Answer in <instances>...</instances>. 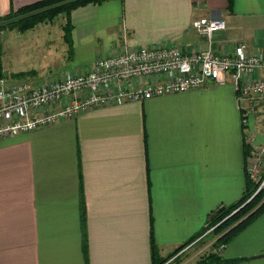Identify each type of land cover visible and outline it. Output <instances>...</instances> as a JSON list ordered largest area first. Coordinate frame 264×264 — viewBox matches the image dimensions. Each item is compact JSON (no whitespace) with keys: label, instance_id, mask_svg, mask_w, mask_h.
I'll return each mask as SVG.
<instances>
[{"label":"crops","instance_id":"obj_1","mask_svg":"<svg viewBox=\"0 0 264 264\" xmlns=\"http://www.w3.org/2000/svg\"><path fill=\"white\" fill-rule=\"evenodd\" d=\"M37 1L0 0V16ZM200 17L225 23L212 50L264 51V0H103L70 11L61 64L86 71L121 41L206 48L191 26ZM225 83L0 137V264H151L150 235L156 260L202 229L244 191L243 143L245 163L264 166V137ZM218 254L264 264V210Z\"/></svg>","mask_w":264,"mask_h":264},{"label":"built area","instance_id":"obj_2","mask_svg":"<svg viewBox=\"0 0 264 264\" xmlns=\"http://www.w3.org/2000/svg\"><path fill=\"white\" fill-rule=\"evenodd\" d=\"M191 26L208 47L186 49L177 44L145 47L121 41L112 53L95 59L86 71L70 69L56 77L12 82L0 77V137L71 119L90 108L182 93L207 84H224L227 78L233 84L246 122L264 97V76H253L256 70H264V51H248L240 44L231 52H216L210 47L212 33L224 29V21L200 17L192 20ZM260 162L257 156L245 165L251 179H255ZM263 182L264 179L260 185ZM191 244L166 262L173 261Z\"/></svg>","mask_w":264,"mask_h":264},{"label":"trees","instance_id":"obj_3","mask_svg":"<svg viewBox=\"0 0 264 264\" xmlns=\"http://www.w3.org/2000/svg\"><path fill=\"white\" fill-rule=\"evenodd\" d=\"M103 0H40L22 6L10 13L0 16V31L8 27L18 31H24L35 24L50 21L57 14L63 13L65 22L62 26V41L69 47L70 29L69 13L72 9L88 4L98 3ZM229 3L230 0H227ZM2 45L0 39V77H5L1 66ZM31 72V71H27ZM25 72V73H27ZM24 72L16 73L12 76L20 77ZM251 155V147L248 143H243L244 167L246 159ZM245 171V169H244ZM257 179L252 180L245 171V188L241 196L232 204H229L218 213L208 217L206 224L198 232L190 236L183 243L178 245L167 257L155 260V245L150 235L151 264H164L171 256L176 254L190 243L202 241L204 232L211 228L213 236L210 248L207 252H202L194 261L195 264H228L235 259H224L218 254L219 247L227 243L236 235L247 223L264 210V166L256 172ZM177 260V257L174 258ZM174 260V261H175Z\"/></svg>","mask_w":264,"mask_h":264},{"label":"rangeland","instance_id":"obj_4","mask_svg":"<svg viewBox=\"0 0 264 264\" xmlns=\"http://www.w3.org/2000/svg\"><path fill=\"white\" fill-rule=\"evenodd\" d=\"M64 22V14L59 13L50 21L37 23L24 31H18L15 28L9 29L8 27L0 31L1 66L6 73L8 72L10 82L50 76L56 77L65 72L68 67L63 63L61 64L62 55L59 53L61 44L64 46L61 41ZM19 72H24V74L20 77L12 76ZM247 120L246 122L249 123L250 128L253 127V130L264 137V97L251 110ZM262 151L261 155L264 154V149ZM255 179H257V176H255ZM212 238L213 236L209 231L204 235L202 241L190 243L188 249L182 252L177 260L173 259V261L165 262V264H191L202 252L211 250Z\"/></svg>","mask_w":264,"mask_h":264},{"label":"water","instance_id":"obj_5","mask_svg":"<svg viewBox=\"0 0 264 264\" xmlns=\"http://www.w3.org/2000/svg\"><path fill=\"white\" fill-rule=\"evenodd\" d=\"M261 186V185H260ZM223 209V207H220V208H218L216 211H215V213H218L219 211H221Z\"/></svg>","mask_w":264,"mask_h":264}]
</instances>
